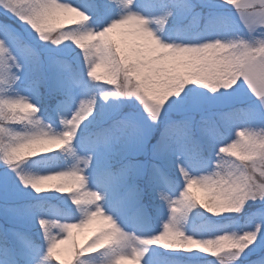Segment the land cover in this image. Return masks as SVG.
<instances>
[{"label": "snow or ice", "instance_id": "6c2138e0", "mask_svg": "<svg viewBox=\"0 0 264 264\" xmlns=\"http://www.w3.org/2000/svg\"><path fill=\"white\" fill-rule=\"evenodd\" d=\"M0 264H264V0H0Z\"/></svg>", "mask_w": 264, "mask_h": 264}, {"label": "rangeland", "instance_id": "374dc122", "mask_svg": "<svg viewBox=\"0 0 264 264\" xmlns=\"http://www.w3.org/2000/svg\"><path fill=\"white\" fill-rule=\"evenodd\" d=\"M78 239H80L81 241L83 240V236H81V237H78Z\"/></svg>", "mask_w": 264, "mask_h": 264}]
</instances>
